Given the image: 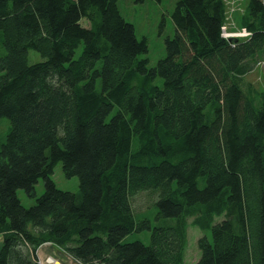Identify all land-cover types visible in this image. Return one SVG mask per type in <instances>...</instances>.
Segmentation results:
<instances>
[{
	"label": "trees",
	"instance_id": "1",
	"mask_svg": "<svg viewBox=\"0 0 264 264\" xmlns=\"http://www.w3.org/2000/svg\"><path fill=\"white\" fill-rule=\"evenodd\" d=\"M244 7L251 36L229 41L224 0H178L149 67L117 0H0V264H39L45 244L75 264H184L188 219L196 264H264V90L246 79H264V0ZM141 192L154 226L135 218Z\"/></svg>",
	"mask_w": 264,
	"mask_h": 264
},
{
	"label": "rangeland",
	"instance_id": "2",
	"mask_svg": "<svg viewBox=\"0 0 264 264\" xmlns=\"http://www.w3.org/2000/svg\"><path fill=\"white\" fill-rule=\"evenodd\" d=\"M119 12L122 17L134 26L136 38L138 40L145 39L148 44L146 54H143L141 59L148 60L149 67H155L158 61L166 56L165 54V41L167 38L175 36V26L172 21V14L178 0H117ZM227 7L228 21L225 23L228 31L241 30V16L245 10V4L247 0H224ZM82 25L88 27V25L82 21ZM82 46L76 51V57L80 54ZM28 60L31 64L43 61L39 53L29 51ZM246 79L253 83L256 89L264 90V79L262 71L259 67L250 73ZM156 85L161 86V80L158 79ZM10 126L6 119H0V138L4 141L5 136L8 133ZM52 181L55 183L57 189L65 192L76 193L78 191V177L66 178L63 175L62 167L60 163H57L54 167ZM36 197H40L44 193V182L39 180L35 185ZM17 197L21 205L28 209L35 204L34 199H28L25 191L17 190ZM156 196L147 192H141V194L135 195L132 198V208L134 209L135 218L142 219L147 218L154 226L157 224L154 216L157 212V207L154 206L156 202ZM221 218L216 219L215 222H219ZM192 219L187 220V246L184 252V264H196L199 261L200 250L197 247L198 240L203 235L201 230L191 225ZM149 235L147 231L126 237L125 241L133 242L135 240L141 241L143 244H149ZM207 237H210V232L206 233ZM211 238V237H210ZM0 237V242H1ZM39 264H47L49 260H52L54 264H75L69 256L64 254L59 248L52 246L51 244L45 245L38 250ZM44 253V254H43ZM41 257V258H40Z\"/></svg>",
	"mask_w": 264,
	"mask_h": 264
},
{
	"label": "built area",
	"instance_id": "3",
	"mask_svg": "<svg viewBox=\"0 0 264 264\" xmlns=\"http://www.w3.org/2000/svg\"><path fill=\"white\" fill-rule=\"evenodd\" d=\"M227 17L228 16L226 14V21H228ZM250 36L251 34L247 31L246 28H243L239 31H233V32L228 31V29H226L225 27V24L221 28V37L225 40L233 39V38L244 39V38H249ZM52 262H53L52 260H49V263H52Z\"/></svg>",
	"mask_w": 264,
	"mask_h": 264
},
{
	"label": "crops",
	"instance_id": "4",
	"mask_svg": "<svg viewBox=\"0 0 264 264\" xmlns=\"http://www.w3.org/2000/svg\"><path fill=\"white\" fill-rule=\"evenodd\" d=\"M240 29H243L242 27L240 28ZM0 244H1V242H0ZM45 245H49V244H45ZM45 245L43 246V247H45ZM39 252L37 251V256H41V255H39L38 254ZM44 254V253H43ZM41 258V257H40ZM48 264V263H47Z\"/></svg>",
	"mask_w": 264,
	"mask_h": 264
},
{
	"label": "bare ground",
	"instance_id": "5",
	"mask_svg": "<svg viewBox=\"0 0 264 264\" xmlns=\"http://www.w3.org/2000/svg\"><path fill=\"white\" fill-rule=\"evenodd\" d=\"M47 263H49V262H47ZM54 264H57L56 262H54Z\"/></svg>",
	"mask_w": 264,
	"mask_h": 264
}]
</instances>
